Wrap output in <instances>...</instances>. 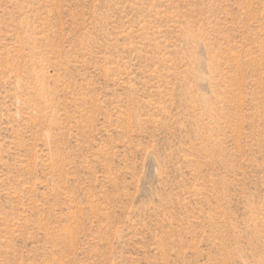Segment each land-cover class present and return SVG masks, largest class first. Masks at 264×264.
<instances>
[{
	"label": "rangeland",
	"instance_id": "rangeland-1",
	"mask_svg": "<svg viewBox=\"0 0 264 264\" xmlns=\"http://www.w3.org/2000/svg\"><path fill=\"white\" fill-rule=\"evenodd\" d=\"M0 264H264V0H0Z\"/></svg>",
	"mask_w": 264,
	"mask_h": 264
}]
</instances>
